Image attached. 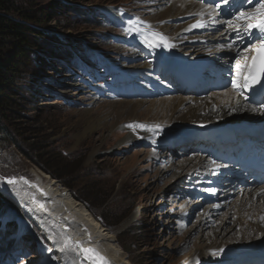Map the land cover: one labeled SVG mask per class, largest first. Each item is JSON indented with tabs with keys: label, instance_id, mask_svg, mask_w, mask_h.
Listing matches in <instances>:
<instances>
[{
	"label": "rangeland",
	"instance_id": "rangeland-1",
	"mask_svg": "<svg viewBox=\"0 0 264 264\" xmlns=\"http://www.w3.org/2000/svg\"><path fill=\"white\" fill-rule=\"evenodd\" d=\"M35 1L38 7H44L45 13L48 10L50 21L45 20L39 26L43 50L32 62L37 73L24 71L18 84L20 95L19 105L14 107L15 122L7 134L0 131V177H31L41 171L51 176L43 167L54 168L60 174V177H54L55 181L68 189L80 203L83 202L102 226L115 233L117 244L135 264H199L197 254L212 244H231L237 240L236 246L241 248L262 242L264 235L240 241V228H227L237 219L235 214L225 222L227 230L216 228L221 225L222 215L226 212L232 214L227 209L225 211L222 207L220 212L214 213L213 206L197 200L194 204H199L194 210V204L183 199L194 183L187 182V177L194 180L200 177L187 173L192 157L178 152V149L166 151L177 135H172L168 143L163 140L164 135L153 128L155 119L161 115L155 111L147 113V105L148 101L158 100L161 95L139 97L137 101H144L135 116L124 117L114 123L112 129V122L110 125L97 123L99 128L88 133L90 122L103 117L110 105L118 101H136L125 99L121 90L105 96L121 87L112 74L101 72L96 58L100 53L119 61L127 51L119 42L124 37L123 26L113 25L115 18L101 8L116 7L135 19L157 26L170 20L164 10L169 1ZM241 11L237 9L236 13ZM45 13L39 11V15L46 18ZM142 25L145 28L146 24ZM134 44L135 41L132 46ZM126 55L138 60L135 65L140 67L143 61L139 60L138 52L130 50ZM123 62L120 60L119 64ZM111 119V116L107 117L108 122ZM136 125H146L147 128ZM181 125L183 123L174 122L165 129ZM84 131L88 134L77 143L78 135ZM174 133L181 131L171 134ZM108 134L107 139L99 141ZM155 141H158L156 146ZM182 159L189 160L180 170L176 166ZM204 179L208 182V178ZM199 188L203 186L197 184L195 190ZM222 193L227 196L226 189ZM21 213L18 204L10 201L0 188V264H53L47 258L48 243L42 238L38 226L19 224L18 218H26ZM180 213H190L185 226L179 223ZM181 219L185 221L186 218ZM225 252L222 251L220 256L209 254L200 264H215L217 261L228 264L231 255L227 254L223 259Z\"/></svg>",
	"mask_w": 264,
	"mask_h": 264
},
{
	"label": "bare ground",
	"instance_id": "bare-ground-1",
	"mask_svg": "<svg viewBox=\"0 0 264 264\" xmlns=\"http://www.w3.org/2000/svg\"><path fill=\"white\" fill-rule=\"evenodd\" d=\"M168 1L169 3H167L164 10L167 11L170 20H165L156 27L165 32L170 39L176 41L175 55L179 57L178 60L189 57L196 68L210 67L212 65L211 58L215 56L216 60V55L222 54L226 50L224 48L225 42L222 39L228 37V32L225 30L226 27L230 28L228 23L225 27L214 30L212 25L214 21H220V18L208 4L198 0ZM101 9L112 15L116 21H124V13L120 9L116 7ZM109 9L111 11H108ZM235 11L233 10V15L236 14ZM197 21H203L205 26L191 27ZM222 25L224 24L222 23ZM138 29L143 30L145 28L141 25ZM145 48L143 51L145 54L152 53V48L149 46ZM140 56L142 57V55ZM162 58L164 61L171 60L168 54H165ZM147 67H149V64L146 61L140 64L142 69ZM166 95V97L161 95L162 97H158V100L148 101L147 113L155 111L161 115V118H156V122L152 125L154 129L159 130L164 135L163 140L168 143H170L172 135L179 136L186 133L197 139L199 138L196 135L197 133L214 131L226 122H243L244 118H250L249 120L254 118L255 121L263 119V112L242 101L230 88L208 92L204 95H183L181 93ZM133 100L136 101H118L115 105H110L103 117L99 116L90 122L88 133L99 128L97 123H102V125L113 123L110 126L112 129L124 117L135 116L137 108L143 104L144 100L137 101L139 100L138 96L134 97ZM156 109L158 110L156 111ZM108 116L112 117L110 122L107 120ZM113 116L116 118H113ZM231 116L232 118L228 119ZM217 121L221 122L215 123ZM174 122L183 123V125L170 130L165 129ZM176 131H181V133L171 134ZM86 133L87 131L78 133L77 143ZM109 135H103L99 138V141L107 139ZM154 143H158V141ZM187 160L189 159H182L176 168L183 170L182 165H185ZM189 161H192V164L190 162L191 168L188 167V170L190 169L187 172L189 175L200 177L206 186L215 181V175L212 173L215 165L207 157L193 155ZM203 177L208 178V182ZM9 179H14L15 183L9 184ZM224 186L227 196L225 197V193H222L220 201L213 203L212 206H223L224 210L227 209L232 214L229 215L226 212L222 215L220 218L221 225L216 228H219V230H227V228L229 230H239L240 228V241H248L263 236L264 186L256 185L254 182H251L249 187H238L237 183H225ZM0 188L4 190V194L10 201L18 204L21 214L26 217L24 222L38 226L42 238L48 243L46 252L49 255L47 258L50 261L52 260L53 264H101L95 255L96 253L104 258L106 264H135L117 244L115 233L102 226L89 210L75 199L68 189L46 173H42V171L40 173L35 172V175L33 174L31 177H0ZM233 214L237 215V219L232 226L226 228L224 224L232 219L230 217ZM196 227L200 228L201 225ZM236 241L231 244L215 243L209 249H201V252L198 251L199 254H197V257H200L199 264L209 254L220 256L226 247L229 248V251L235 250V248H238ZM263 247L264 240L259 244L255 243L239 249L244 250H240L242 256H250L244 252L254 249L259 251ZM84 249L94 251L88 253ZM262 251L264 250L262 249ZM233 259L234 257L231 256V262L228 264H231Z\"/></svg>",
	"mask_w": 264,
	"mask_h": 264
},
{
	"label": "trees",
	"instance_id": "trees-1",
	"mask_svg": "<svg viewBox=\"0 0 264 264\" xmlns=\"http://www.w3.org/2000/svg\"><path fill=\"white\" fill-rule=\"evenodd\" d=\"M61 3L64 4V1ZM43 10L44 7H38L35 0H0V131L5 134L15 122L14 107L19 105L20 95L18 84L24 71L34 70L37 73L32 62L37 60L43 50L39 41L42 34L39 26L45 20L50 21L48 10L46 13ZM39 11L47 17H41ZM43 168L53 178L60 177L54 168Z\"/></svg>",
	"mask_w": 264,
	"mask_h": 264
},
{
	"label": "snow or ice",
	"instance_id": "snow-or-ice-1",
	"mask_svg": "<svg viewBox=\"0 0 264 264\" xmlns=\"http://www.w3.org/2000/svg\"><path fill=\"white\" fill-rule=\"evenodd\" d=\"M224 2H227V0H224ZM216 7L219 8L220 5L217 4ZM234 19L236 21H244L246 23V27H244L240 24H236L234 26L233 21L227 22L229 27L237 33L238 38H241L240 33L244 32L245 34L252 35L255 39L258 40V43L254 44L252 47L254 55L251 57L250 62L248 61L247 57H245L244 64H241L240 61L237 60L236 75L231 80L232 87L233 89L237 90L253 89L256 85H261L262 87H264V84H261L262 78H264V0H259L253 12L241 11L236 15ZM204 26L205 23L203 21H197L191 27L196 28ZM152 36L153 40L146 41L149 47H159L161 43H163L165 47H173V45L166 42L167 38L162 34L153 33ZM228 47L231 49L232 45H229ZM237 95L247 99V97L244 96L243 91H239ZM237 103H239V101H237ZM260 107L264 108V104H261ZM253 110L255 111L256 109ZM129 127H132V125H129ZM136 127L147 128L146 125H136ZM8 183L14 184L15 180L9 179ZM84 251L92 253L94 250L84 249ZM95 255L101 262V264H106L103 257H100L98 253H96Z\"/></svg>",
	"mask_w": 264,
	"mask_h": 264
},
{
	"label": "water",
	"instance_id": "water-1",
	"mask_svg": "<svg viewBox=\"0 0 264 264\" xmlns=\"http://www.w3.org/2000/svg\"><path fill=\"white\" fill-rule=\"evenodd\" d=\"M234 122V121H233ZM264 250V249H263ZM259 251H262V249H260Z\"/></svg>",
	"mask_w": 264,
	"mask_h": 264
}]
</instances>
